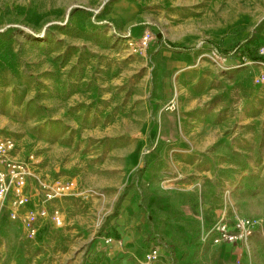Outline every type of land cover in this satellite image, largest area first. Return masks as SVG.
Masks as SVG:
<instances>
[{
    "label": "rangeland",
    "instance_id": "1",
    "mask_svg": "<svg viewBox=\"0 0 264 264\" xmlns=\"http://www.w3.org/2000/svg\"><path fill=\"white\" fill-rule=\"evenodd\" d=\"M114 1L0 0V135L16 140L18 159L34 155L30 208L43 204L42 183L70 186L45 203L35 237L3 210L0 223L14 226L1 264H94L122 217L142 253L172 254L176 227H196L207 208L202 234L223 215L246 219L244 263L264 264V56L247 54L261 55L264 0H136L138 33L112 23ZM211 43L241 47L223 56Z\"/></svg>",
    "mask_w": 264,
    "mask_h": 264
},
{
    "label": "crops",
    "instance_id": "2",
    "mask_svg": "<svg viewBox=\"0 0 264 264\" xmlns=\"http://www.w3.org/2000/svg\"><path fill=\"white\" fill-rule=\"evenodd\" d=\"M109 18L112 20L118 28L126 29L127 27H135V32L138 33L140 30L143 14L141 13V6L136 0H116L112 3L108 12ZM19 157V156H17ZM31 186V184H30ZM30 193L31 187H30ZM45 198V197H44ZM43 198V199H44ZM9 211V209H6ZM3 212V214L5 213ZM216 212L212 208H207L206 211L202 210L197 213V221L192 225L191 230L186 227H176L177 230H182L176 241V248L173 253H169L167 250H162V259L157 261L155 264H245V250L244 245L241 243H215L213 235H205L203 229L205 228L206 214H215ZM224 214L225 211H223ZM10 214V213H9ZM225 215L221 219L224 218ZM5 218V215L4 217ZM211 219V216L208 217ZM117 220V219H116ZM125 217H122L116 221L115 235L113 237V243L105 249H102L104 254L95 260L94 264H143L147 251L141 252L143 249V237L139 231H134L130 228L132 225H127ZM19 225H25L23 222H18ZM9 226H14L9 223H0V246L1 241L7 238V234H2L3 231L11 229ZM202 225V226H201ZM175 226L168 228L170 234L175 232ZM209 234V233H208ZM149 233H148V244H149ZM103 245H99L98 249L102 248ZM27 248V255L23 251L22 247H19V252L22 258H28L30 254L29 246L25 243ZM147 250V249H146ZM149 250V247H148ZM4 251L0 247V264L3 261L2 256ZM94 262V261H92Z\"/></svg>",
    "mask_w": 264,
    "mask_h": 264
},
{
    "label": "built area",
    "instance_id": "3",
    "mask_svg": "<svg viewBox=\"0 0 264 264\" xmlns=\"http://www.w3.org/2000/svg\"><path fill=\"white\" fill-rule=\"evenodd\" d=\"M148 40L149 36L146 34L136 43L139 46H145ZM259 51L264 56V44ZM16 149V140L12 136L0 135V214L3 210L9 209L11 219L23 222L29 235L35 237L44 219L49 216L45 203L65 196L70 186L55 187L42 183V186L47 189L45 198L42 200L43 204L36 210L30 208L29 203L32 199L30 180L36 176L34 155L32 154L28 159H18L15 154ZM51 219L58 226L63 223L61 207L52 208ZM253 233V227L246 219H235L232 223L221 219L209 231L215 243H241L244 246L247 245ZM160 259H162L160 248L155 247L146 254L143 264H155Z\"/></svg>",
    "mask_w": 264,
    "mask_h": 264
},
{
    "label": "trees",
    "instance_id": "4",
    "mask_svg": "<svg viewBox=\"0 0 264 264\" xmlns=\"http://www.w3.org/2000/svg\"><path fill=\"white\" fill-rule=\"evenodd\" d=\"M211 44H212L211 45L212 48H214L216 52H218L220 55H223V56L232 55V54L236 53L240 49V47H241V43H238L237 45H235L231 49H222L219 44H216V43H211ZM167 45L168 46H171V47H177L173 43H168ZM189 49H191V48H189ZM247 54L253 60H263V56L262 55H258L256 52H252L250 50H247ZM122 199H123V197L121 196L119 198V200H118V203L116 205V209L113 212V215L112 216H115L116 217L119 214V207H120L119 205H120Z\"/></svg>",
    "mask_w": 264,
    "mask_h": 264
},
{
    "label": "bare ground",
    "instance_id": "5",
    "mask_svg": "<svg viewBox=\"0 0 264 264\" xmlns=\"http://www.w3.org/2000/svg\"><path fill=\"white\" fill-rule=\"evenodd\" d=\"M232 103H233V97L229 100V109H228V113L231 114L232 112ZM203 136L205 139H210V138H213L214 135L216 134V131H214V128L211 127V128H208L206 127L204 129V131L202 132ZM209 145V142L208 141H202L200 143L197 144V149H202V148H205Z\"/></svg>",
    "mask_w": 264,
    "mask_h": 264
}]
</instances>
